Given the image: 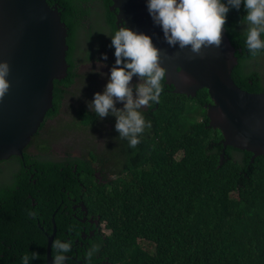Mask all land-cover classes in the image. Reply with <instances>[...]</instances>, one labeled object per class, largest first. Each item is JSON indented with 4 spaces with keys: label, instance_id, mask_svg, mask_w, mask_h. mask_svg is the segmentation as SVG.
Segmentation results:
<instances>
[{
    "label": "trees",
    "instance_id": "16d2710c",
    "mask_svg": "<svg viewBox=\"0 0 264 264\" xmlns=\"http://www.w3.org/2000/svg\"><path fill=\"white\" fill-rule=\"evenodd\" d=\"M81 1L84 0H46L49 6L64 10L63 20L71 31L77 24ZM92 1L96 14L101 15L105 0ZM110 4L107 0L103 14L108 13L117 24ZM243 15V9L233 10L227 13L229 22L225 23L235 57L240 60L232 79L242 89L260 93L264 92L261 65L247 68L244 32L230 28V22L236 21L243 31ZM68 43L70 58L73 42ZM261 55L264 51L256 58ZM72 63L68 78L54 83L52 107L40 129L59 114L71 87L81 85L86 89L79 93H85L91 84L98 86L97 72L83 77L75 73ZM161 98L157 112H146L157 134L152 130L144 132L147 137L142 134L135 148L121 141L117 153L125 156H115V160L104 163L112 168L111 177L103 174V179L109 180L110 191L107 184H102L104 189L86 198L90 208L101 215L108 238L98 243L100 249L88 264H264V157L251 163V153L227 147L228 158L217 167L222 149L220 132L207 127L205 117L188 129L178 130L185 128L180 126L187 112L185 102L182 98L173 102L176 96L172 94L163 93ZM85 101L77 100L79 107ZM193 101V107L205 113L203 105L210 102L207 91H200ZM119 106L122 105L116 104ZM82 109L78 111L80 123H95L98 116ZM38 137L37 133L31 144ZM235 152L239 159L234 157ZM24 157L30 171H25L17 158L20 166L10 185L0 186V264H21V257L32 252L39 258L30 264H44L46 239L40 230L48 235L53 232V213L67 197L63 189L73 192V197L82 189L70 167ZM10 160L15 162L13 157L7 161ZM80 160L78 171L87 165ZM96 160L101 163L103 158ZM73 212L71 204L65 202L55 214L57 238H71L73 242L81 238L80 216L71 220L66 214ZM142 246L149 250L142 252ZM68 254L73 256L74 250Z\"/></svg>",
    "mask_w": 264,
    "mask_h": 264
},
{
    "label": "water",
    "instance_id": "95a60500",
    "mask_svg": "<svg viewBox=\"0 0 264 264\" xmlns=\"http://www.w3.org/2000/svg\"><path fill=\"white\" fill-rule=\"evenodd\" d=\"M113 1L110 11L118 8ZM123 1L129 16L126 26L152 38L168 82L183 93L208 90L215 107L205 106L206 116L223 136L218 166L226 158L223 147L253 152V158L264 154V95L234 83L232 72L240 60L225 25L219 48L202 47L197 55L187 47L168 46L160 29L152 24L145 0ZM117 19L122 26L120 15ZM67 34L61 14L45 0H0V61H6L10 69L9 89L0 98V160L22 154L52 106L53 82L67 77ZM52 233L45 264H53Z\"/></svg>",
    "mask_w": 264,
    "mask_h": 264
},
{
    "label": "clouds",
    "instance_id": "9594fccd",
    "mask_svg": "<svg viewBox=\"0 0 264 264\" xmlns=\"http://www.w3.org/2000/svg\"><path fill=\"white\" fill-rule=\"evenodd\" d=\"M110 1L111 10L114 1ZM106 2L107 0L103 2L102 14ZM52 7L61 14L67 31H71L63 20L64 10L61 7ZM145 8L152 24L160 29L169 47H187L197 55L202 47L219 48L227 13L243 9L244 15L241 19L244 31L240 29L238 22L230 23L232 29L244 32L249 58L247 62L264 51V0H145ZM111 12L116 18L120 15L118 8ZM107 36L110 37V47L114 49V63L109 68L106 83H100L92 100L88 102V109L100 119L114 117V130L118 136L127 141L129 148H135L141 142L145 130L151 127V121L145 119L141 109L151 108L153 104L160 102L165 69L160 65V50L144 32L133 30L122 21V26ZM106 60L107 55L101 54V61ZM9 72L8 63L0 61V98L9 89ZM134 76L137 80L135 84L131 83ZM116 104H121L122 107L117 108ZM112 149H116V143H113ZM101 158V163L104 164L107 154H103ZM29 215L35 213L29 212ZM72 247L71 239L52 240L53 264H65L68 260L65 254L71 252ZM98 250L97 245H92L86 251L85 259L90 261ZM37 258L39 257L35 252L26 253L21 257V264H30Z\"/></svg>",
    "mask_w": 264,
    "mask_h": 264
},
{
    "label": "bare ground",
    "instance_id": "6f19581e",
    "mask_svg": "<svg viewBox=\"0 0 264 264\" xmlns=\"http://www.w3.org/2000/svg\"><path fill=\"white\" fill-rule=\"evenodd\" d=\"M78 10H79V15H80L81 10L79 8H78ZM68 41H72L73 42L72 43V49H71L72 50V56L70 58H69L70 45H69ZM86 41H88V40L86 38V30L85 29H79V30L75 31V28H74L73 31H68V34L65 37V42H66V47H67L66 58H65L66 66L68 67L67 77L64 80H62V81H54L53 82V89H54V83L55 82H63V81H65L68 78L69 70H70V65H69L70 62H73L72 64H74V65H75V63L77 64V67L75 68V73L78 74V72H77L78 69L80 67H82L83 65L92 64V63H94V60H100L101 59V56L96 57L94 53H90V56L88 57V63L80 62V59L78 58L79 46L81 44L85 43ZM104 46H106V45H104ZM105 54L107 55V47H106V53ZM260 57L264 58V55H261L258 58H260ZM107 60L112 61V63L110 65H108L109 67H111L113 65L114 61L112 59H110L108 57V55H107ZM239 63H240V61H239ZM239 63L236 64V66H238ZM262 67L263 66L261 65V68ZM92 72H97V71L96 70H92L89 73H92ZM108 72L109 71H106V73H108ZM97 73H99V72H97ZM165 74H166V70H165ZM262 76H263V74H262ZM164 81H165V84H164ZM164 81H162L163 91L160 94V101H163V98H161L163 93L175 95L176 98H175V100L173 102H178L182 98L183 101L185 102V106H187V111L196 109V108L193 107V104H194L193 100L196 98L197 94L200 91L206 90L207 93H208V90L206 88L198 89L197 91L194 92V94L183 93L180 90H178L175 86H173L170 82H168V80L166 78L164 79ZM171 90H173V92H170ZM73 92H75V90H74L73 87H71L69 89L68 96L63 101V103L64 102H68L69 98H71L72 100H76L74 98ZM77 92L79 93V91H77ZM256 94L264 95V92H260V93H256ZM208 96H209L210 102L209 103H205L203 105V108L205 109V113H204L205 115L203 116V117H205L204 120H206V119L208 120V118L206 116V108H205V106L215 107V104L211 100L209 93H208ZM52 100H53V91H52ZM191 102H193V104H191ZM152 106L155 107V109L153 111H151V112H157L159 107H160V102L158 104H153ZM48 110H47V112H48ZM47 112H46V114H47ZM61 112H63L62 108L60 109V112H59V114H57V116H61L62 115ZM46 114H45V116H46ZM143 114H144L146 120L151 121V119L149 117H147V114H145V112H143ZM45 116H44L43 121L41 122V124L44 122ZM49 120H51V119L47 120V122L45 123V126L42 129H40V127H41V124H40V126L37 129V131L31 136V140H30L29 144L22 150V154L21 155H13V156L9 157L6 160L5 159L4 160H0V162L7 161V160H9L10 158L13 157L15 162L18 165V168H19L20 164H19V161L17 159V158H19L21 160V162H22V166L24 167L25 171H30V167L26 166L25 161H24L25 160L24 159L25 158L24 154H25V155L30 156L34 160H39V161L49 160V161L55 162V164H60V165H63L65 167H70V169L73 171V174H74V177L76 178V181L82 186V189H81V192L76 197L72 196L73 192H68V191L63 189V192H65L67 197H66V199H62L61 200L59 206H57V208L55 209V211L53 213V216H52V224H53L52 240H55L57 238V228H56V223H55L54 216H55V214L57 212H59L60 210L63 209V206H64L65 202L67 203V205L70 203L71 206H72V209L74 211L73 213H66L68 216H70L71 220H73L75 217H78L77 214H76V210L77 209H80L81 211H83L85 214H87V216L89 215L88 213H90L89 216H92V217H90V219L92 220V222L90 224V225H92V233H90L89 230L88 231H84L83 236L81 238L76 239L73 242L74 243V247H72V249L74 250V255L72 256V255H70L68 253L65 254V255L68 256V260L65 262V264H69V262H72V263L76 262V264H88V260L85 259L86 251L92 245H97L98 246V243L100 241H103V242L108 241V238L105 237V232H106L105 230H106L107 226L103 223L101 215L97 214L96 210L94 208H90V204L87 202L86 198L93 191L99 190V188L104 189L102 187V184H107V190L110 191V186L111 185L109 184V180L105 181L103 179V174H107L108 176H110L111 173H112V168L108 169L107 168V163L106 164H102V163L98 162L97 160H93V161H85L87 163V165H88L87 169L86 170H82V171H78V166H79L78 163H79V161H71V160H67V159L62 158V157L50 158L49 155H47V154L44 155L45 150H47V145L49 143L50 129L48 128V125H47ZM82 126H87V125H82ZM207 127L217 129L220 132L221 140H220L219 144L222 147L223 136H222L221 131L217 127L211 126L209 122L207 124ZM149 130H152V131H154L157 134L154 126H152V121H151V127L146 129L145 133L147 131H149ZM178 130H180V129H178ZM40 131H42L41 139H43V140H39V137H38L37 142L31 144L32 143V139H34V136L37 133H38V136H39ZM63 131H64V127H62L59 130H57V139H59V134L61 132H63ZM143 135H144V137H147L146 134H143ZM158 141H160L159 137H158ZM119 144H120V142L116 145V149H112V147H111L110 151H112L111 152L112 157L106 158V162L107 161L110 162L112 159L115 160V156H119L118 158H120V156H125L123 153H121V154L117 153ZM156 144H158V143H156ZM38 145H40L43 148H46L44 150V153L40 149H38ZM236 150H239L241 152L251 153L252 154L251 163H253V161L255 159L259 158V157H264V154H260V155H258V156L253 158V156H254L253 152H250V151H247V150H242V149H236ZM47 151H48L49 154L52 152L51 150H47ZM223 154L226 156V158L224 159L223 163L220 166H222L224 164V162L228 158L227 153H226V147H223ZM234 157L238 158L239 155L236 154V152H235L234 153ZM72 162H75V164L72 165L71 164ZM219 162H220V155H219ZM219 162H218V165H219ZM220 166H218V167H220ZM33 205H34V202H33ZM32 218L34 219V217H32ZM78 219H83V218H78ZM80 223H82V222H80ZM42 231L43 230L41 229L40 232L43 234L44 238L46 239V252H47L48 238L50 237V235L45 234L44 231L43 232ZM137 244L141 246V242L139 240H137ZM140 250L142 252H145L146 250H149V249H147L146 246H142L140 248ZM79 253L83 254L84 258L79 259ZM50 257H52L51 245H50ZM45 258H46V256H45ZM96 260H101V258L99 259V257H97ZM97 264H111V263L102 261V262L97 263Z\"/></svg>",
    "mask_w": 264,
    "mask_h": 264
},
{
    "label": "rangeland",
    "instance_id": "374dc122",
    "mask_svg": "<svg viewBox=\"0 0 264 264\" xmlns=\"http://www.w3.org/2000/svg\"><path fill=\"white\" fill-rule=\"evenodd\" d=\"M103 36H105V33L102 31L93 32L92 37L79 46L78 58L80 59V62L88 63L90 53H94L96 57L101 56V51L105 44ZM99 61L100 63H106L107 65L112 63L110 60L101 61L100 59ZM258 64L263 66L261 70L264 76L263 57L247 62L245 65L247 68H255ZM92 70H96L100 73V77L97 80L98 85L102 82L106 83L108 74L106 71H109V68H105L104 66L98 67L95 62L83 65L77 72L79 75L84 77ZM136 82L137 80L134 76L131 83L135 84ZM91 86L92 88L89 90L87 89L85 93H78L77 91H82L86 88L81 85H77L74 89L75 92H73L76 100L69 98L68 102L63 103L62 111L64 112L62 115L48 121L47 125L50 129V134L47 150L63 152L64 150L77 149L79 153H87L93 147H96L98 150H101L104 147L103 152L110 153L113 143L119 140L118 133L114 130L115 120L110 119L109 116L102 119L98 117V121L96 120L95 123L88 126H82L80 123L81 121L80 116H78V111L81 110V108H83L82 110L88 109V102L92 100L93 94L97 92L98 86H95L94 84H91ZM77 100H86L85 105L83 107H79ZM191 104H193V102H191ZM204 115L205 114L201 109L188 110L182 118L183 122L180 124L181 127L185 128H181L180 131L182 129H188L195 121L203 118ZM62 127H64V131L59 134V139H57V130ZM67 133L70 136V139H64V136ZM17 171L18 165L16 162L13 164H10V162L3 164L0 163V186L10 185L12 178Z\"/></svg>",
    "mask_w": 264,
    "mask_h": 264
},
{
    "label": "flooded vegetation",
    "instance_id": "af4514ba",
    "mask_svg": "<svg viewBox=\"0 0 264 264\" xmlns=\"http://www.w3.org/2000/svg\"><path fill=\"white\" fill-rule=\"evenodd\" d=\"M81 2L82 3L80 5H78V8L81 10V13L79 15V19L77 21V24L75 25V31H77L79 29H85L87 40H89L92 37L93 32L102 31L103 33H105V36H103V38L105 40L104 45H106V46H103L101 54L106 53V47H107V55L110 59H112L114 61V59H115L114 55H113L114 49L112 47H110L111 41H110V37H108L107 35L112 34L114 30L119 28V26L116 23H114L112 17L108 13H104L101 15L96 14L94 2L92 0H84ZM116 6L121 11L120 19L122 21H127V18H129V16L127 15L124 1L123 0H116ZM94 62L98 67L104 66L105 68H110L106 63H103V64L100 63L99 60H94ZM75 67H77L76 63H75ZM99 77H100V73H98V78ZM98 78L96 79L97 84H98V81H97ZM263 81H264V77H263ZM170 92H173V90H171ZM120 107H122V106H119L117 108H120ZM154 109H155V107L152 106L151 108H142L141 110L143 112H145V114H146L147 111H153ZM63 112H61V113H63ZM109 118L115 120V118L112 116H109ZM88 125H90V124H88ZM41 133H42V131H40V133H39V140H43V139H41ZM64 139H70V136L68 135V133L64 136ZM123 140L124 139H121L119 137V140L117 142H115L116 145ZM38 149H40L44 153V150L46 148H43L40 145H38ZM103 150H104V147L101 150H98L96 147H93L87 153H79L78 150L75 149V150H64L63 152H57V153L55 151H52L50 154L48 153L47 150H45L44 155L47 154L50 156V158L62 157V158H65V159L71 160V161H81L80 159H82V161H84V162L96 160L97 157H101L105 153L107 154V158L112 157V154H111L112 151H110V153H107V152H103ZM120 157H122V156H120ZM8 162H10V164L14 163L13 160H10V161L4 162V163H8ZM87 167H88V165L82 166V170H86ZM74 179L76 180L75 177H74ZM77 194H79V193H77ZM76 214H77V216H80V218H83V219H78L79 222H82L81 226H80V230L82 231L81 237L83 236L84 231L89 230V232L92 233V225H90L92 222L90 217H92V216H89L90 213H88L89 215L87 216V214H85L83 211H81L80 209H77ZM73 236H74V234H73Z\"/></svg>",
    "mask_w": 264,
    "mask_h": 264
}]
</instances>
